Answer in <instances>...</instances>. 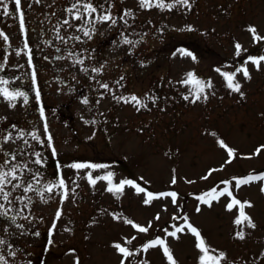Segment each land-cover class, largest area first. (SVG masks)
<instances>
[{
    "label": "rangeland",
    "instance_id": "rangeland-1",
    "mask_svg": "<svg viewBox=\"0 0 264 264\" xmlns=\"http://www.w3.org/2000/svg\"><path fill=\"white\" fill-rule=\"evenodd\" d=\"M102 15L115 23L100 21ZM249 25L264 37V0H148L144 7L140 0H21L19 12L15 0H3L0 170L15 166L18 177L4 188L11 203L0 194L9 209L0 216L7 264H120L114 243L134 253L125 264H168L159 247L140 251L157 237L167 240L177 264H199L203 253L191 233L166 237L165 229L183 226L185 216L210 255L224 254L219 264H264V181L236 189L233 179L264 173V149L253 154L264 145V62L259 69L245 64L248 56H264L254 49L264 40L254 42ZM237 43L246 50L240 67L249 79L237 72ZM233 71L243 96L221 75ZM190 72L211 83L199 100L197 86L184 83ZM4 90L24 95L9 100ZM109 172L113 185L132 180L146 192L128 185L109 192L101 179ZM222 181L251 202L245 212L254 228L234 223L238 207L226 210L229 197L211 207L196 198L214 187L219 192ZM147 192H175L176 202L161 196L144 204ZM125 219L151 227L141 233Z\"/></svg>",
    "mask_w": 264,
    "mask_h": 264
},
{
    "label": "snow or ice",
    "instance_id": "snow-or-ice-1",
    "mask_svg": "<svg viewBox=\"0 0 264 264\" xmlns=\"http://www.w3.org/2000/svg\"><path fill=\"white\" fill-rule=\"evenodd\" d=\"M3 0H0V3H2ZM37 3L40 2V0H36ZM184 3H187V0H183ZM141 6H148V0H140ZM20 4H21V0H15V5H16V10L17 12L20 11ZM162 6V5H161ZM76 5H73V8H75ZM85 9L88 10L89 12H95L96 9L90 4H85L84 5ZM71 11V10H70ZM4 12L5 14L8 13V8L7 5L4 6ZM126 15H131V13H126ZM21 29L23 30V14L21 13ZM76 19H79V16L77 15L75 17ZM100 21H104L107 22L109 20H112V17L110 15H102L98 18ZM113 23H115V20H112ZM64 23H68V21H65ZM247 30L252 34L253 37V41L254 42H259L261 40H264V37H261L258 35V31L256 29L255 26L249 25ZM85 36H89L90 33L88 31L84 32ZM0 36H3L4 39H7L6 36H4L3 33H0ZM125 43H131V41L125 40ZM235 49H236V55L239 56L241 54L242 51H246L245 49H242V46L237 43L235 44ZM186 55H191L190 53H185ZM251 62V64L255 65L257 67V69H259L261 67L262 62H264V56H260V57H254V56H248L247 59L245 60V64ZM93 71H99V69H94ZM219 71V70H218ZM237 72H241L243 74V76L246 79H249V70L247 67H240L237 69ZM221 75L224 76L225 80L227 81V86L234 92H239L241 96H243V92H241V84L238 82H234L235 80V73H221ZM195 82L197 88H196V92H195V100H199L200 99V93H203L205 87H211V83L209 82L207 85L203 84L202 82L195 80L194 75L190 72L188 73V79L186 81H184V83H191V82ZM3 83H7L6 81H4ZM104 87H107V85H103ZM3 94L5 95L6 98H8L9 100H14L17 96H22L24 95L23 93H11L8 92L7 90H4ZM186 100L188 99V97H184ZM205 99L207 97H204ZM132 101H136L137 104L140 103V101L137 100V98L135 96L131 97ZM195 100H193V102H195ZM87 101H85L86 103ZM25 103H27V97H25ZM47 131V129H45ZM10 139V137L5 138ZM48 141H49V147H51V136L48 137ZM218 144L220 145L221 148H225L227 149V154L230 158L234 157L235 153L234 150L230 147H228L226 145V143L220 139L218 140ZM264 149V145H261L260 147H258L255 152L253 153L254 155H259L261 150ZM53 153L55 154V149H53ZM38 155V154H37ZM15 157H13L14 159ZM7 163V161L5 162ZM36 163H40L39 160L36 161ZM225 163H231V159L226 160ZM73 167L75 168H84V167H89V168H95L98 167L96 165H83V164H76L73 165ZM0 169H2V166H0ZM212 171H216L215 169L211 170L209 172L208 175H211ZM16 172V167L13 166V168L10 171H3L0 170V194L3 195V199L5 201H7L8 203H11V201L9 200V196L11 195L10 192H5L4 188L6 187L7 184H11L12 180H16L18 179V177L15 175ZM112 176L113 174L111 172H109L107 174L106 177H101V179H106L109 181V187H108V191L112 192L114 194H119L122 193L124 190L125 185L131 186L133 188H135L137 193H144L146 192V190L142 187H140L139 185H137L134 181L132 180H122L120 181L118 184L113 185L111 183L112 181ZM10 178V179H9ZM208 176L202 177V179H207ZM89 182L92 184H95V180L92 179L91 174H89L88 176ZM235 181V188L239 189L240 187L244 186V185H249L253 182H259V181H264V173H259V174H248L246 177H241V178H233ZM176 179L175 177H173L172 183H175ZM191 182V181H189ZM221 183H223L225 185V187L220 190L219 192L217 191V189L214 187L212 188L209 192L204 193L202 196L196 197L202 204H205L209 207L212 206V201H218L221 197L227 196L229 197V202L225 205V208L227 211H232L234 208L238 207V216L236 217V219L234 220V223L236 225H241L244 222H247V226L254 228L256 225L253 223L252 218L246 214L245 212V208H251L253 207V205L251 204V202L249 201H240L239 199H237L234 195H233V191L230 190V185L231 182L230 181H222ZM21 185L17 184V185H13V188H17L20 187ZM60 186L63 187V180L60 181ZM32 185L29 184L27 187L24 188L25 192L31 191L32 190ZM47 191H51L52 190V186H45ZM260 191L262 193H264V184H262ZM161 196H171L172 197V201L173 203L176 202V193L175 192H169V193H160L158 195L153 194L151 192H147L146 193V198L143 200L144 204H149L153 199L159 198ZM197 212L201 211L200 206L198 205L196 208ZM8 212L9 209H6L4 207L3 204H0V216H8ZM57 218H59L60 216V212L57 211ZM160 217L157 216L156 219H159ZM15 219V217H13V220ZM114 219H118V217L114 216ZM173 219H176V217H173ZM184 220V224L183 226L180 227H175L174 226V230L173 231H167V229H165V233H166V237H171L173 239H179L178 234H182L185 232V230H187V232L191 233L196 240V248L203 253V255H201L199 257V264H209V262H214V264H219V261L224 259V254L220 253L219 256H213L209 254V247L206 245L205 243V239L202 236L201 232L194 227L191 223H189L188 218L185 216L183 217ZM124 223L131 225L133 228H135L138 232L141 233H147L149 231V228L151 227V223H149V225L147 227L144 226H140L136 223H134L132 220H128L125 219ZM53 227H55V225H53ZM237 236L240 239L244 238V233L243 231H240L237 233ZM132 239L134 240L135 237H132ZM49 243H51V240L49 241ZM125 243H131V240H126ZM0 244H4L3 240H0ZM112 247H114L116 249V251L121 254V256L123 257L120 261V264H125V260L131 256L134 255V253L130 252L128 248L123 247L120 243H114L112 245ZM159 247L162 250V253L164 255V257L166 258L168 264H177L176 259L174 258V255L170 249V247L168 246L167 240L165 238H160L157 237L154 240H151L147 243H145L140 251L143 252H148L149 249L152 248H156ZM10 255H14V253H10ZM0 264H7V261L5 260V258L3 256H0ZM77 264H79V261H77ZM146 264V262H145Z\"/></svg>",
    "mask_w": 264,
    "mask_h": 264
},
{
    "label": "trees",
    "instance_id": "trees-1",
    "mask_svg": "<svg viewBox=\"0 0 264 264\" xmlns=\"http://www.w3.org/2000/svg\"><path fill=\"white\" fill-rule=\"evenodd\" d=\"M254 49H256V50H258V49H262V51H263V49H264V42H260V45L257 46V47H255ZM263 53H264V51H263ZM263 53H262V54H263ZM245 55H246V52H245L242 56H236V57H234V61L236 62V65H237L238 68L240 67L241 62H243V61L245 60V58H246ZM234 72H235V71H233V73H234ZM194 77H195V80H198V81L202 82V83L205 84V85H206V83H208V80L203 79V78H201V77H199V76H197V75H194ZM191 83H192L193 87L196 86V84H195L194 81L191 82Z\"/></svg>",
    "mask_w": 264,
    "mask_h": 264
},
{
    "label": "flooded vegetation",
    "instance_id": "flooded-vegetation-1",
    "mask_svg": "<svg viewBox=\"0 0 264 264\" xmlns=\"http://www.w3.org/2000/svg\"><path fill=\"white\" fill-rule=\"evenodd\" d=\"M2 56H3V53H2ZM2 60H3V58H2ZM2 60H1V62H2Z\"/></svg>",
    "mask_w": 264,
    "mask_h": 264
}]
</instances>
